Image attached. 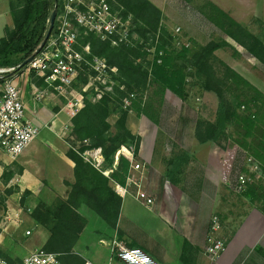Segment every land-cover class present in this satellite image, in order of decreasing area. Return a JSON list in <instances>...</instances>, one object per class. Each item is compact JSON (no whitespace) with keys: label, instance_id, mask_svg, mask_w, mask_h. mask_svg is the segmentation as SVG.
Masks as SVG:
<instances>
[{"label":"trees","instance_id":"1","mask_svg":"<svg viewBox=\"0 0 264 264\" xmlns=\"http://www.w3.org/2000/svg\"><path fill=\"white\" fill-rule=\"evenodd\" d=\"M109 1L112 10L123 19L131 18L133 33H137L146 42H154L161 31L163 43L159 44L153 61V74L147 66L150 62L146 63L142 59L143 46L139 41L135 46L113 45L110 39L103 40L98 34L86 33L81 28L80 44L89 45L91 49L87 57H103L110 66H116L118 84L113 92L105 93L97 101L90 97L92 94L85 92L83 107L72 118L73 141L68 156L76 166L75 182L70 184L69 197H59L56 203L50 205L39 204L32 213L35 221L49 232L44 249L59 253L60 257L72 255L90 223L89 213L97 215L113 230L116 229L123 197L115 190L113 183L126 185L131 167L127 157L120 155L117 158V154L123 146H134L137 158L142 142L141 136L128 127L129 110L123 107V100L136 90H145L152 80L159 81L161 72L167 79L161 83L163 88L168 83L182 97L185 96L186 70H194L192 74L200 80L202 87L217 94L221 102L218 118L214 122L199 121L196 138L201 144L220 143L223 139H232L229 127L233 123L239 125L243 134L238 133L239 138L233 137L232 140L239 149L263 162V176L248 183L243 195L250 198L252 204L264 213V93L222 61L220 63L225 70L222 74L218 73L215 52L230 46L228 41L212 40L195 49L184 47L174 53L164 54L162 62L158 63L159 51L164 48L170 35L162 24L163 11L151 0ZM62 8L63 0L58 3L56 0H22L20 4L14 5L12 14L15 26L13 29L8 28L6 35L0 37V67H15L11 72L13 74L24 70L27 66H19L30 56L36 55L48 32L52 12L57 9L60 14ZM201 8L209 21L264 64V40L261 36L252 33L212 2L206 1ZM57 23L56 21L52 35L57 30ZM32 75L36 76L33 72ZM41 81L39 84H45L43 79ZM134 105L140 113L158 121L150 110L151 104L146 103L143 97L139 101L136 99ZM116 110H120L121 114L114 126L109 119ZM77 143L80 144L78 148ZM94 148H102L104 163L101 168L88 162L83 156L85 151ZM191 159L192 154L187 150H181L166 159L167 179L180 185V177ZM242 169L246 171L245 167ZM106 171H110L109 175L105 174ZM13 175V172L6 171L5 181L8 182ZM12 192L13 190H8L9 194ZM1 254L10 261L3 251Z\"/></svg>","mask_w":264,"mask_h":264},{"label":"crops","instance_id":"2","mask_svg":"<svg viewBox=\"0 0 264 264\" xmlns=\"http://www.w3.org/2000/svg\"><path fill=\"white\" fill-rule=\"evenodd\" d=\"M21 1L0 0V37L6 35L8 28H14L12 8ZM151 1L163 8V0ZM220 1L214 2L224 9L252 8V32L264 40V0ZM242 74L246 76L245 72ZM11 77L21 89L26 119L40 127V134L17 160H12L0 149V182L6 183L4 173L15 174L14 169L18 164L24 171L20 181L25 182L28 189L36 193V189L42 188V181H50L67 199L71 192L70 184L75 182L76 166L68 156L70 144L65 138L73 130L72 109L53 87L45 82L39 84L42 79L29 71L24 69L11 74ZM252 83L264 93V74H254ZM132 131L136 133L137 130ZM137 133L142 136L139 156L147 164L143 170H134L140 173L141 188L131 183L125 186L114 182L118 193V185L128 188L127 193L120 194L123 203L116 229L113 230L97 215L89 213L90 223L74 247V253L59 257L58 264H127L114 254V240L128 247L142 248L162 264H264V213L257 207H251L235 224L228 227L216 212L217 195L204 194V184H220V179L210 172L222 168V156L214 164L212 150L204 154L210 168L209 175L205 183L198 184V190L188 192L181 184L167 179L165 160L170 156L158 154L156 157V143L149 151L144 145L143 133ZM203 167L207 168L206 165ZM140 189L154 199L152 205L138 197ZM7 207L18 209L19 205L15 201H8ZM215 217L218 218L217 222ZM216 225L218 230L213 228ZM20 229H9L4 242L3 252H9L8 257L12 262H22L31 251L42 247L48 240V233L36 222L24 233ZM28 230L31 231L28 234L31 237L26 233ZM212 236L226 242L225 250L216 259L207 253ZM25 237L35 238L27 245L23 240Z\"/></svg>","mask_w":264,"mask_h":264},{"label":"rangeland","instance_id":"3","mask_svg":"<svg viewBox=\"0 0 264 264\" xmlns=\"http://www.w3.org/2000/svg\"><path fill=\"white\" fill-rule=\"evenodd\" d=\"M206 1L212 2L217 6L219 5L216 2H221L220 0H163V8H160L163 11L162 24L171 37L168 36L167 42L161 50H164V54L181 50L184 47L179 45V38L182 39L181 42L189 43L190 46L186 48L190 49H195L199 45H206L212 40H227L230 46L222 47L215 52L217 57L215 62L216 70L219 74L224 72L225 68L220 63L222 61L252 83L254 74H264V64L252 57L243 46L229 37L224 31L217 27L215 23L206 18L201 10V7H203ZM222 9L237 22L243 24L248 29L250 27L249 30L252 32L251 27H253L252 24L254 21L252 19V8ZM239 11L241 13H239ZM62 12L60 14H62ZM128 19L130 20V26L132 28L131 18ZM57 24H59V22ZM178 27L181 28V35L176 32ZM81 28L82 27L78 26L79 38L82 33ZM134 34L139 41L144 40L140 38L137 33ZM157 36H159V41L157 43L156 41L152 42V40H150L147 46L145 41L141 50V54L144 55L142 59H145L146 63L148 61L150 62V64L147 63V66L150 71L152 70L151 72H153V74V59L156 55L155 49H158L159 44L163 43L161 31L158 32ZM79 38L76 49L80 52H84L87 57V55L91 53V49L88 53L86 47L89 45L82 46ZM149 48H151L152 52L149 51ZM87 59L88 62L83 63L78 69L79 74L69 97L72 98L77 95L79 96V94L84 95L85 92H89L90 95L92 94L90 97L93 101H97L100 100L97 95V89H104L106 91L105 93L114 91L115 86L118 84L116 79L118 68L116 66H111L109 77L107 76L106 81L103 82V80L100 81L97 79V72L92 66L93 58L89 59L87 57ZM186 71V88L185 96L183 97L174 92L168 83H166L163 88L161 83H164V81L166 82L167 79L165 80L166 76L162 72L158 77L159 81L152 80L145 90H136L134 93L128 94L123 100V107L129 110L128 127L130 129L132 128L131 130H137L135 133L136 135L141 136L137 132L143 133L145 138L144 145L149 151L152 150L154 143H156L154 147L156 157L158 154H168L172 157V155L181 150H187L192 154L191 161L185 166L184 173L180 177L181 185L186 188L188 192L198 190V184L201 182L205 183L206 177L209 175L210 168L207 166L204 154L212 150L215 156L214 164H216L222 156V168L220 170L217 168L210 172L216 179H220V184H204L202 187L206 190L204 191V194H207L206 196L217 195L218 206L216 212L221 216L222 220H225L224 223L229 227L231 224H235V222L251 207H256L252 204L250 198L243 195L244 191H238V176L247 174L249 177H252L253 180L255 178H260L263 176V162L247 152L246 156V153L237 147L238 145L232 139L233 137L239 138L238 133L243 134V131L239 128V125L234 123L229 127V132L233 134L232 139L226 138L221 140L220 143H208V145L205 146L200 145L201 143H199L196 138V127L199 121L202 120L214 122L218 118L221 110V102L216 93L207 91L202 87L200 80L192 74L194 70ZM242 72H245L246 76L243 75ZM106 86H112L113 88L111 91H108L105 89ZM132 94H135V97H132ZM59 95L63 102L69 104V98L61 94ZM141 97H143L146 103L151 104L152 107L150 110L154 117L158 119L157 122L147 117L144 113H140L136 105H134L136 99L139 101ZM120 114L121 111L116 110L110 116L109 120L114 126ZM70 134L71 133L67 134L65 138L71 148L73 137L72 134ZM79 145L80 144L77 143V148ZM121 150L122 148L119 150L117 158L120 155H124L131 162L129 155H127V153H121ZM133 159L134 163L141 165V170L146 168L147 164L142 162L139 155L137 158L134 155ZM218 164L221 165V162ZM218 164L216 166L219 167ZM204 165H206L207 168L203 167ZM244 167L246 171L242 169ZM14 171L15 174L9 183L0 182V213L2 214L8 210V201H15L17 205H19V208L23 210L22 218L24 221L21 225L13 227H21L20 230L24 233L26 229L32 228L33 222L37 223L32 217V213L39 204H54L59 197L64 199L65 197L60 194V191L53 187V184H50V181H42V188L36 189L37 192L34 193L32 190L28 189V185L26 186L25 182L20 181L21 176L24 175L23 168L17 164ZM108 172L110 173V171ZM128 177L131 178V182L133 180L139 182L140 173L134 171L130 167ZM128 181L129 179L127 178V182ZM8 190H13V192L9 194ZM215 216L219 217L218 215ZM42 227L48 233L49 238L48 230L43 225ZM10 229H12V227ZM29 237L23 239L27 245L35 238L34 237L32 240V238L30 239ZM45 244L42 247H44ZM8 253L9 252L4 251V254L8 255Z\"/></svg>","mask_w":264,"mask_h":264},{"label":"built area","instance_id":"4","mask_svg":"<svg viewBox=\"0 0 264 264\" xmlns=\"http://www.w3.org/2000/svg\"><path fill=\"white\" fill-rule=\"evenodd\" d=\"M62 11V14L57 16L56 21L59 24H57L55 34L51 35L45 47L34 56L25 70L35 73L48 86L69 98L68 105L72 109V114L75 115L83 107L85 97L83 94L72 98L69 96L78 77L79 67L88 62L85 53L76 49L79 38L78 26L84 28L86 32L98 34L103 39H110L113 45L135 46L139 40L132 32L130 20H125L114 12L109 0H63ZM176 32L180 34L181 28L178 27ZM181 40L179 38V45L190 46L189 43H183ZM155 41L156 43L159 41V36H156ZM139 42L141 45L145 44L144 40ZM146 43L148 46V42ZM86 50L89 53L90 46L86 47ZM155 50L156 55L153 61L157 56V49ZM149 51L152 52L151 48ZM163 55L164 50H160L158 63L162 62ZM92 66L97 72V79L105 82L111 69L107 59L95 56L92 59ZM15 69V67H0V149L7 153L12 160H17L22 156L40 134V127L26 119V106L21 89L9 74ZM112 88V86L105 87L108 91H111ZM97 91L99 99L106 92L104 89H97ZM132 97H135V94H132ZM120 152L127 153L131 158V169L137 171L142 169L140 164L134 163V146H123ZM83 156L98 168H101L104 163L102 148L87 150ZM105 173L109 172L106 171ZM128 179L127 186L133 183L141 188L138 181L133 180L131 182V178L128 177ZM252 180V177L247 174H241L237 185L238 191H245L248 183ZM118 191L123 195L128 192V188L118 185ZM138 197L144 198L148 205L154 203V199L141 189L138 192ZM22 213L23 210L20 208H8L6 212L0 215V264H58L60 254L47 251L44 247L31 251L22 262H11L1 254L9 229L13 226H19L23 222ZM217 220L218 218L215 217L216 222ZM213 228L218 230L217 225ZM30 233L31 231L28 230L27 234ZM225 248L226 242L224 240L214 236L209 238L207 253L210 257L218 258ZM112 250L121 261L127 264H162L144 249L128 247L119 240L112 242Z\"/></svg>","mask_w":264,"mask_h":264},{"label":"water","instance_id":"5","mask_svg":"<svg viewBox=\"0 0 264 264\" xmlns=\"http://www.w3.org/2000/svg\"><path fill=\"white\" fill-rule=\"evenodd\" d=\"M56 2L58 3L59 0H56ZM57 16H58V10H54L52 12V15H51V19H50V26H49V29H48V32L45 36V39L44 41L42 42L41 46L37 49L36 51V54L40 53L42 51V49L45 47V45L47 44L48 40L50 39L52 33H53V30L55 28V24H56V20H57ZM35 55L33 56H30L28 59H26L19 67H23V66H27L28 63L34 58Z\"/></svg>","mask_w":264,"mask_h":264}]
</instances>
